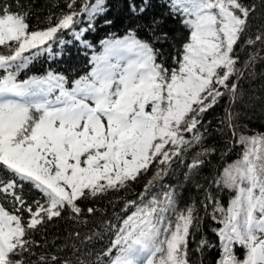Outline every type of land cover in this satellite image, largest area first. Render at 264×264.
<instances>
[{
    "label": "snow or ice",
    "instance_id": "6c2138e0",
    "mask_svg": "<svg viewBox=\"0 0 264 264\" xmlns=\"http://www.w3.org/2000/svg\"><path fill=\"white\" fill-rule=\"evenodd\" d=\"M117 7L123 29L93 39ZM35 8L0 0V264H194L190 242L264 264V127L244 87L264 0H66L44 22ZM69 45L81 70L33 71ZM149 172L135 199L98 206ZM187 185L199 196L181 206Z\"/></svg>",
    "mask_w": 264,
    "mask_h": 264
},
{
    "label": "trees",
    "instance_id": "16d2710c",
    "mask_svg": "<svg viewBox=\"0 0 264 264\" xmlns=\"http://www.w3.org/2000/svg\"><path fill=\"white\" fill-rule=\"evenodd\" d=\"M36 4L35 11L40 14L38 19L41 22H44L45 17L49 14V12L52 10L50 8V5L52 6H62L66 0H34ZM114 16L116 19V27L115 28H107L104 26H101L100 29L93 34V39L102 38L105 33L110 31H116L117 29L122 30L123 26L127 23V20L125 18V15L120 11L119 7L114 9ZM37 22L36 19L33 20V23L35 24ZM68 37H66L67 39ZM264 55V53H262ZM58 63H53L51 60H46L45 57H40L33 66V71H39L44 68H47L49 65H51L53 68H72L74 70H81L84 67V64L86 63L85 58L83 55H81L80 51L78 50L77 46L69 45L67 46L65 50V55L62 58H58ZM31 74V73H29ZM244 87L249 91L250 96L254 98V104H255V111L254 114H252V125L251 127L259 130L262 127H264V115H262V104L260 97H264V63H258L256 69H255V78L253 81H245ZM221 112L220 108H217L214 112H210L207 116V119L211 120L214 116L219 115ZM215 142L218 144V146L223 145V139L217 137L216 141H210ZM239 149L236 150L238 152ZM236 152H233L229 157L228 161L234 160L236 158ZM223 161H219L217 158H213V164L222 163ZM207 175V169L204 170V172L201 174V176ZM152 173L149 172L146 176L141 177L140 181L133 184L128 191H123L121 193H110L104 200L98 202V206L101 207H107L109 212L112 211V208L109 204V201H112L117 204V207H122V205L119 204V201L121 198H131L135 199V194L143 190V184L148 180L151 179ZM182 182V170L180 168L176 169L172 175L169 177H166L163 181L164 184L169 183H181ZM199 196V193L196 192L191 185H187L182 193V201L181 206H183L184 203H187L190 200H194ZM223 199L226 201L228 199V194H223ZM210 221H205L204 224L201 227V231L205 233L210 240L215 242V237L212 235L209 224ZM58 227L63 230L66 228H69L70 225L65 221L58 222ZM55 230V229H53ZM39 238V237H37ZM199 239V237H196ZM190 255L192 257V260L194 264H200V261H203V264H215V260L218 258V252L217 249L212 248L208 251H206L202 256L199 254H192V249L196 247L194 243L190 242Z\"/></svg>",
    "mask_w": 264,
    "mask_h": 264
}]
</instances>
